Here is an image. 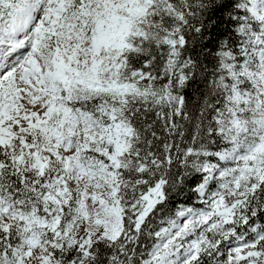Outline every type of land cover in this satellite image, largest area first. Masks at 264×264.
Here are the masks:
<instances>
[{
    "label": "snow or ice",
    "instance_id": "obj_1",
    "mask_svg": "<svg viewBox=\"0 0 264 264\" xmlns=\"http://www.w3.org/2000/svg\"><path fill=\"white\" fill-rule=\"evenodd\" d=\"M0 264H264V0H0Z\"/></svg>",
    "mask_w": 264,
    "mask_h": 264
}]
</instances>
